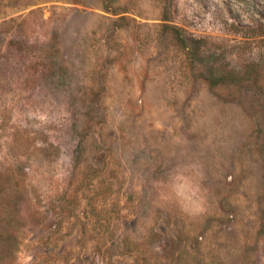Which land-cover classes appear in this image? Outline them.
Segmentation results:
<instances>
[{"label": "rangeland", "instance_id": "rangeland-1", "mask_svg": "<svg viewBox=\"0 0 264 264\" xmlns=\"http://www.w3.org/2000/svg\"><path fill=\"white\" fill-rule=\"evenodd\" d=\"M261 1L0 0V264H264Z\"/></svg>", "mask_w": 264, "mask_h": 264}, {"label": "trees", "instance_id": "trees-1", "mask_svg": "<svg viewBox=\"0 0 264 264\" xmlns=\"http://www.w3.org/2000/svg\"><path fill=\"white\" fill-rule=\"evenodd\" d=\"M233 26V24H230ZM243 37L246 40L257 41V47L264 50V0L257 3V24L245 25L243 27Z\"/></svg>", "mask_w": 264, "mask_h": 264}]
</instances>
